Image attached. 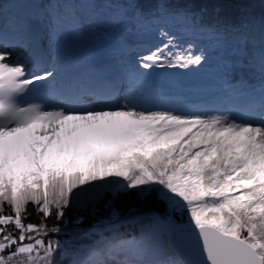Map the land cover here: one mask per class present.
Instances as JSON below:
<instances>
[{
    "label": "snow or ice",
    "instance_id": "obj_1",
    "mask_svg": "<svg viewBox=\"0 0 264 264\" xmlns=\"http://www.w3.org/2000/svg\"><path fill=\"white\" fill-rule=\"evenodd\" d=\"M220 11L0 0V264H264V0Z\"/></svg>",
    "mask_w": 264,
    "mask_h": 264
},
{
    "label": "trees",
    "instance_id": "obj_2",
    "mask_svg": "<svg viewBox=\"0 0 264 264\" xmlns=\"http://www.w3.org/2000/svg\"><path fill=\"white\" fill-rule=\"evenodd\" d=\"M141 3L145 5H149L152 3H155L156 0H140ZM173 2H176V0H173ZM180 3H192L196 5L197 7L200 6H207L209 10L213 9L214 7H219L220 8V14L223 16H235L239 14L240 9L242 8H248L256 13H259L261 9V2L262 0H247V1H240V2H235V1H227V2H217V1H212V0H178ZM31 205H29V209L31 210ZM126 210V207L125 209ZM75 210L73 212L69 213V216L71 217L74 214ZM86 215V219L84 223L81 225V227H87L91 224L92 222V217L89 216L87 213H82ZM30 219L35 220L36 216L35 213L33 214ZM71 227V225H70Z\"/></svg>",
    "mask_w": 264,
    "mask_h": 264
},
{
    "label": "water",
    "instance_id": "obj_3",
    "mask_svg": "<svg viewBox=\"0 0 264 264\" xmlns=\"http://www.w3.org/2000/svg\"><path fill=\"white\" fill-rule=\"evenodd\" d=\"M212 1L227 2V1H239V0H212Z\"/></svg>",
    "mask_w": 264,
    "mask_h": 264
},
{
    "label": "bare ground",
    "instance_id": "obj_4",
    "mask_svg": "<svg viewBox=\"0 0 264 264\" xmlns=\"http://www.w3.org/2000/svg\"><path fill=\"white\" fill-rule=\"evenodd\" d=\"M240 1H247V0H239V1H235V2H240ZM218 2V1H217Z\"/></svg>",
    "mask_w": 264,
    "mask_h": 264
}]
</instances>
